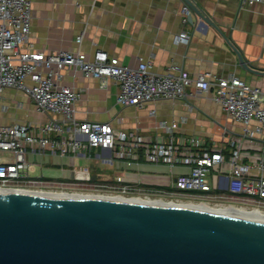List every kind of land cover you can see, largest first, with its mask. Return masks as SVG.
<instances>
[{
	"label": "built area",
	"instance_id": "obj_1",
	"mask_svg": "<svg viewBox=\"0 0 264 264\" xmlns=\"http://www.w3.org/2000/svg\"><path fill=\"white\" fill-rule=\"evenodd\" d=\"M240 6L264 0H238ZM189 5H182L187 21ZM31 0H0V95L5 87H16L30 96L35 107L48 118L36 123L0 122V189L73 195H94L149 202L203 203L210 207H234L264 212V88L246 82L236 73L214 75L211 70L195 75L177 65L155 71L151 62L139 57L135 65L123 62L103 48L87 55L83 50L36 49L29 40ZM82 31L76 35L77 44ZM175 43H188L181 30ZM72 66L82 75L96 77L104 87L110 78L118 83L116 101L143 107L160 98L203 93L218 103L226 115L241 123L238 137L223 134L220 141L202 134L179 132L184 117L160 122L162 138L144 134L138 126L117 128L110 121L79 119L75 115L76 87L61 83L63 69ZM154 108L150 109L153 113ZM260 137L263 143L249 155L242 137ZM108 147L110 157L127 166L141 162L182 167L173 171L171 187L149 185L141 178L126 180L123 174L98 172L87 164L70 180L45 179L31 173V153L67 155L91 159L97 148Z\"/></svg>",
	"mask_w": 264,
	"mask_h": 264
},
{
	"label": "crops",
	"instance_id": "obj_2",
	"mask_svg": "<svg viewBox=\"0 0 264 264\" xmlns=\"http://www.w3.org/2000/svg\"><path fill=\"white\" fill-rule=\"evenodd\" d=\"M192 1L209 15L213 24L203 21L191 9V20L187 14L184 22L185 0H31L29 40L36 49L80 48L87 55L96 48H103L131 65L142 57L151 62L155 71L177 65L190 75L205 70L217 76L236 73L246 82L264 88V5L257 2L240 6L238 0ZM181 30L189 33L186 44L173 41V36ZM81 31L82 40L77 44L75 38ZM233 45L241 50L253 69L244 68ZM62 72L61 83L76 87L79 92L75 101V115L79 119L110 121L117 128L138 126L144 134L162 138L165 129L160 122L184 117L179 132L202 134L216 141H220L223 134L241 135V123L231 120L223 108L205 94H190L192 85L177 99L158 98L136 107L116 101L118 83L112 78L101 87L99 79L86 77L72 66L64 67ZM47 118L21 89H3L0 122L36 123ZM242 142L248 154L254 156L263 140L243 136ZM110 155V149L102 147L96 149L91 159L77 157L75 164L67 155L47 152H29L27 159L32 164L33 175L60 181L70 180L79 173L82 164H87L96 176L101 171L112 175L121 173L126 180L141 178L145 184L162 186L160 173L164 168L170 175L182 169L171 170L169 165L150 162L127 166ZM49 170L61 175L44 173ZM172 179L171 175V183Z\"/></svg>",
	"mask_w": 264,
	"mask_h": 264
},
{
	"label": "water",
	"instance_id": "obj_3",
	"mask_svg": "<svg viewBox=\"0 0 264 264\" xmlns=\"http://www.w3.org/2000/svg\"><path fill=\"white\" fill-rule=\"evenodd\" d=\"M233 47L244 68L253 69ZM0 264H264V218L178 203L0 189Z\"/></svg>",
	"mask_w": 264,
	"mask_h": 264
},
{
	"label": "bare ground",
	"instance_id": "obj_4",
	"mask_svg": "<svg viewBox=\"0 0 264 264\" xmlns=\"http://www.w3.org/2000/svg\"><path fill=\"white\" fill-rule=\"evenodd\" d=\"M37 193L40 194H46V195H55V196H64V195H71V194H66V193H54V192H48V191H39ZM105 197V196H101ZM118 198V197H117ZM124 200H131V201H144L142 199H124ZM183 205H187L190 207H195L199 209H204V210H214V211H220V212H226V213H231L235 215H240L243 217H261L264 218V212L263 211H257V210H244V209H237L234 207H210L208 205H205L203 203H182Z\"/></svg>",
	"mask_w": 264,
	"mask_h": 264
},
{
	"label": "rangeland",
	"instance_id": "obj_5",
	"mask_svg": "<svg viewBox=\"0 0 264 264\" xmlns=\"http://www.w3.org/2000/svg\"><path fill=\"white\" fill-rule=\"evenodd\" d=\"M65 168H66V170L68 169V167H66V165H65ZM44 173L47 174V175L56 176V177L61 175L60 172H58V171H50V170L48 172H44ZM64 174L66 175L65 171H64ZM160 175H161L162 179H161V182L159 184H161L162 186L170 188L171 187L170 186V183H171L170 177H171V175H170L169 170L164 168V170L161 171ZM93 176L96 177V175H93ZM146 181L149 182L148 180H146Z\"/></svg>",
	"mask_w": 264,
	"mask_h": 264
}]
</instances>
